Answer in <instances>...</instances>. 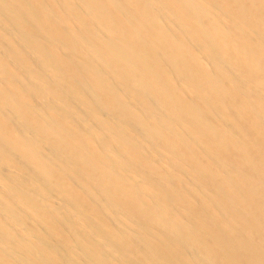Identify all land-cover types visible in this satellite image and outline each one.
Masks as SVG:
<instances>
[{
  "label": "bare ground",
  "instance_id": "obj_1",
  "mask_svg": "<svg viewBox=\"0 0 264 264\" xmlns=\"http://www.w3.org/2000/svg\"><path fill=\"white\" fill-rule=\"evenodd\" d=\"M0 264H264V0H0Z\"/></svg>",
  "mask_w": 264,
  "mask_h": 264
}]
</instances>
